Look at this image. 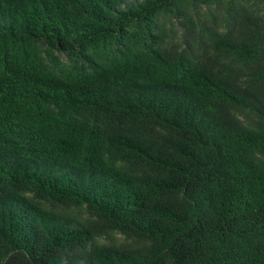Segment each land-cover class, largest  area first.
Listing matches in <instances>:
<instances>
[{
  "label": "trees",
  "instance_id": "1",
  "mask_svg": "<svg viewBox=\"0 0 264 264\" xmlns=\"http://www.w3.org/2000/svg\"><path fill=\"white\" fill-rule=\"evenodd\" d=\"M0 264H264V0H0Z\"/></svg>",
  "mask_w": 264,
  "mask_h": 264
}]
</instances>
